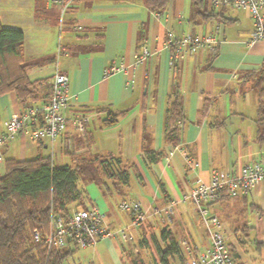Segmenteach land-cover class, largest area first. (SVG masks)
Listing matches in <instances>:
<instances>
[{
  "label": "crops",
  "instance_id": "0c3cea01",
  "mask_svg": "<svg viewBox=\"0 0 264 264\" xmlns=\"http://www.w3.org/2000/svg\"><path fill=\"white\" fill-rule=\"evenodd\" d=\"M201 9L213 16L204 19L195 13L193 0H168L161 12L149 9L144 0H76L62 16L59 7L48 0H16L8 10H0L3 26L23 32V61L29 78L37 82L29 104L40 107L49 99L56 68L69 80L64 132L53 141L16 135L3 142L1 149L8 151V142L18 138L22 151L18 160L48 156L49 152L55 165L71 166L79 156L113 154L131 164L128 185H121L119 192L80 181L85 198L72 211L95 207L111 231L115 225H128V215L119 209L124 199L135 198L144 208L175 203L170 220L150 215L140 228L127 231L131 239L123 240L118 234L100 239L107 240L112 254L123 264H131L135 256L143 264L161 263L158 249L165 246L164 229L176 240L187 239L203 250L208 245L205 226L194 205L183 197L198 181L207 182L213 170L234 173L264 159V142L256 141L258 95L253 88L255 75L263 66L264 41L247 44L253 28L247 9L213 8L209 0H202ZM73 24L82 28L75 30ZM56 27L64 35L55 55L42 38L53 34ZM168 31L176 37L188 33L213 36L216 49L201 48L171 61L169 50L163 47ZM27 40L34 43L27 46ZM142 45L152 55L144 64L133 65V55ZM112 62H123L126 70L106 76L105 68ZM171 83L178 86L184 113L177 124V145L165 141L163 127ZM20 112L15 92L0 96V134L5 122ZM109 112L120 116L114 125L103 127L101 122ZM76 117L83 120L82 133L75 130ZM69 138L72 142L67 149ZM143 148L161 155L148 161ZM27 149L34 155L25 156ZM65 151H71L73 157ZM4 152V158H15ZM62 154L69 157V163L60 159ZM91 183L98 188L87 187ZM244 208L256 212L244 215ZM210 210L227 232L233 264H264V184L257 183L234 198L225 196L211 204ZM248 231L256 234L250 241ZM127 244L130 252L125 251ZM181 261L179 256L168 258L171 264Z\"/></svg>",
  "mask_w": 264,
  "mask_h": 264
},
{
  "label": "trees",
  "instance_id": "16d2710c",
  "mask_svg": "<svg viewBox=\"0 0 264 264\" xmlns=\"http://www.w3.org/2000/svg\"><path fill=\"white\" fill-rule=\"evenodd\" d=\"M167 1L144 0V3L149 9L161 12ZM201 3L202 0H193L195 13L201 14L204 19L212 17V13L201 9ZM36 9L39 11L38 6ZM23 40L22 30L5 27L0 22V96L15 92L22 111L37 108L36 117L41 119V106L29 104L34 98V86L37 82L31 80L27 74L28 65L23 61ZM255 76L253 88L258 95L255 119L256 141L262 144L264 142V59L263 66ZM119 116V112H109L101 125L112 126L117 123ZM183 117L178 86L176 83H171L163 121L167 143L177 145L179 141L177 124ZM65 153L73 157L71 151ZM143 153L151 162L156 161L161 155L148 148H143ZM2 167L0 264H64L76 248L68 250L65 247H47L44 236L48 231L51 211L63 217L69 216L72 209L80 205L85 198V191L81 189L83 181L94 182L103 191L116 189L119 192L121 185H128V172L133 168L131 164L123 163L120 157L113 154L79 156L71 166L55 165L50 155L24 160L4 158ZM222 194L221 199L226 196L224 192ZM34 232L38 233L39 240L33 238ZM161 238L165 242L164 248L158 249L161 264H171L168 258L172 256H179L182 260L179 241L166 229L161 232ZM130 263L143 264V261L139 256H135Z\"/></svg>",
  "mask_w": 264,
  "mask_h": 264
},
{
  "label": "built area",
  "instance_id": "2783aa9c",
  "mask_svg": "<svg viewBox=\"0 0 264 264\" xmlns=\"http://www.w3.org/2000/svg\"><path fill=\"white\" fill-rule=\"evenodd\" d=\"M59 7L61 16L68 11L76 0H48ZM211 7H229L232 9H247L253 20V28L247 39V44L264 41V0H209ZM75 30L81 25L73 24ZM216 40L213 36L197 34H184L180 37L168 31L163 47L169 50L171 61L195 54L199 49L206 48L215 51ZM152 55L148 46L142 45L133 55V65L144 64ZM126 66L121 63H110L105 68V75L118 71H125ZM69 80L66 74L57 68L51 80L49 99L41 106V119L36 117L37 108H28L24 112L13 114L5 122V129L0 134V164L3 162L1 145L16 135L26 136L31 140L47 139L53 141L65 130L66 119L63 111L68 105ZM75 130L84 131L83 120L76 117ZM72 140L65 141V148L69 149ZM173 150L170 151V154ZM257 183L264 184V159L246 164L236 172L213 170L207 182L198 181L184 199H188L196 208L202 220L207 235L208 245L203 250H197L188 240L182 238L179 244L182 248L183 258L181 264H233V257L227 247V237L218 217L210 210V204L221 199L222 193L229 197H237L250 191ZM173 201L164 206L150 205L144 208L135 198L124 199L119 203V209L126 212L129 217L128 225L116 233L103 225V214L92 207L91 209H78L69 216L63 217L53 211L50 213L48 231L44 236L47 247L63 248L77 246L87 248L100 239H108L118 234L123 240L131 239L132 235L127 228L138 229L150 216H161L167 220L172 218ZM33 238L39 240L37 232ZM161 264V263H158Z\"/></svg>",
  "mask_w": 264,
  "mask_h": 264
},
{
  "label": "rangeland",
  "instance_id": "374dc122",
  "mask_svg": "<svg viewBox=\"0 0 264 264\" xmlns=\"http://www.w3.org/2000/svg\"><path fill=\"white\" fill-rule=\"evenodd\" d=\"M15 1L16 0H0V10H2V9L8 10L9 4L13 3ZM63 35H64L63 33L61 35L59 34V29H58V27H56L53 34L50 33L49 36L47 33L44 34L42 41H43V43H44V41H47L48 47L51 46L52 49H54L53 52L56 55L57 54L56 49H57L58 42L62 41ZM33 43H34V41L27 40V46H30V44H33ZM20 146H21L20 140L18 138H14L8 142V151L3 146H2V151L5 150L4 154L6 155V157H15L17 159V158H20V155H21L20 152H22L20 150ZM33 153L34 152H31V150L27 149V151H25V156L30 157V156L34 155ZM46 155H50V153L47 152ZM60 159L62 161L66 160L67 163L70 162L69 157L66 155H63V154L61 155ZM57 161H59V158L57 159ZM2 172H3V167L1 164L0 165V173H2ZM90 186L97 187L96 184H94V183L88 184L87 187H90ZM116 211L119 213L120 216H122L123 213L121 211H119L118 209H116ZM252 212L254 213L256 211L250 210L249 208L243 209L244 215L245 214L249 215ZM248 215L246 217L251 218V216H248ZM235 216L240 217L237 214ZM122 217H124V216H122ZM120 228H121L120 225H115L112 228V231H117ZM123 228H124V226H123ZM159 228L162 229L163 227L160 226ZM126 230L128 232H130V228H127ZM254 232L255 231H252V232L248 231V236L246 237L249 239L248 241L252 240L253 237L256 235ZM225 233L227 234V232H225ZM110 242L113 244L115 242V239L114 238L111 239ZM125 248H127V249H125V251L127 250L128 252H130L131 245L129 244L128 247H125ZM64 264H123V263L120 261V258H118V256L116 257V255L112 254V251H111L109 245H107V240H103V241L98 240L94 245H91L87 248L75 249L73 254L68 256V258L65 260Z\"/></svg>",
  "mask_w": 264,
  "mask_h": 264
}]
</instances>
